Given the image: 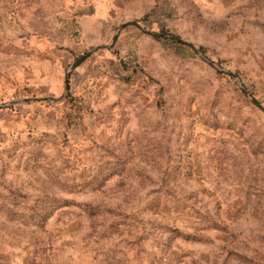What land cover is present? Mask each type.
Segmentation results:
<instances>
[{
	"label": "rangeland",
	"instance_id": "374dc122",
	"mask_svg": "<svg viewBox=\"0 0 264 264\" xmlns=\"http://www.w3.org/2000/svg\"><path fill=\"white\" fill-rule=\"evenodd\" d=\"M250 99L264 0H0V264H264Z\"/></svg>",
	"mask_w": 264,
	"mask_h": 264
},
{
	"label": "water",
	"instance_id": "95a60500",
	"mask_svg": "<svg viewBox=\"0 0 264 264\" xmlns=\"http://www.w3.org/2000/svg\"><path fill=\"white\" fill-rule=\"evenodd\" d=\"M127 26H133V27H135V28H137L138 30H140V31H142V32H144V33H146V34H148V35H150V36H153V37H156V35H154V34H152V33H149V32H147V31H145L138 23H136V22H129V23H126V24H124V25H122L119 29H118V31H117V33L121 30V29H123V28H125V27H127ZM117 33H116V35L114 36V38H113V41L115 40V38H116V36H117ZM87 56H88V54L87 55H85V56H83V57H81L80 59H78L71 67H70V69H69V71L65 74V77H64V84H65V91L67 90V84H68V75H69V73L70 72H72L85 58H87ZM211 67H213L216 71H218V72H220L221 70L220 69H218V68H215L212 64H209ZM243 93L245 94V95H247L246 94V92L245 91H243ZM29 102H31L30 100H21V101H14V102H9V103H6V104H2V105H0V109H2V108H6V107H10V106H13V105H17V104H21V103H29ZM250 102L257 108V109H259L261 112H263L264 113V108L259 104V103H257L255 100H253V99H250Z\"/></svg>",
	"mask_w": 264,
	"mask_h": 264
},
{
	"label": "trees",
	"instance_id": "16d2710c",
	"mask_svg": "<svg viewBox=\"0 0 264 264\" xmlns=\"http://www.w3.org/2000/svg\"><path fill=\"white\" fill-rule=\"evenodd\" d=\"M176 45V48L178 49H185V47L178 43V42H173ZM200 53H205V51L203 49H199ZM84 209L86 210V213L88 214V216L92 219V228H95V226L97 225V212L95 211V209L91 206V205H83ZM183 238H189V237H183Z\"/></svg>",
	"mask_w": 264,
	"mask_h": 264
}]
</instances>
